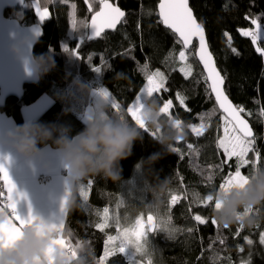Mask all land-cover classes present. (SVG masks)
<instances>
[{
  "label": "trees",
  "instance_id": "trees-1",
  "mask_svg": "<svg viewBox=\"0 0 264 264\" xmlns=\"http://www.w3.org/2000/svg\"><path fill=\"white\" fill-rule=\"evenodd\" d=\"M35 2L24 0L22 6L7 10L5 16L23 26L40 25L42 36L34 47L33 57H48L55 67L40 77L37 84L25 86L20 100L8 98L0 109L1 114L12 118L16 126L22 125L21 108L45 94L53 102L31 123L67 128L69 138H72L85 127L78 114L91 106L95 93L103 89L113 95L132 122L126 109L146 83L141 68L147 63L150 72L159 70L167 78L165 87L168 91L162 89L154 94L153 99L159 107L172 100V117L185 125L183 142L176 145L170 141L168 149H162L152 135L144 132L142 142H135L131 154L120 161V179L117 182L95 175L80 182L74 193L75 204L65 216L64 234L71 233L73 245L77 240L86 245L87 264H95L104 253L107 235H115L114 226L104 231L96 228L100 222L99 213L105 207L111 211L117 206L124 195L125 183L132 178L138 165L149 185V203L166 218L167 226L178 230L171 235L163 231L152 235V245L157 251L153 264H241L242 261L264 264V245L259 241L264 230V205L253 210L256 221L251 226L244 224L241 228L240 222H234L224 227L212 224L214 201L204 206L194 200V193L203 199L218 191L227 173L234 172L235 158L223 163V151L216 147L217 138L221 136L222 115L194 58V49L188 51L192 75L185 79L179 71L181 44L160 23L156 10L158 0H117L126 14L124 21L115 32L91 42L86 41L87 27L79 22L88 24L90 16L99 9L98 0H88V3L85 0H39L42 7L49 9V19L43 23L34 11ZM89 3L92 12L89 11ZM73 4L76 5L75 30L72 27ZM189 4L198 22L205 26L209 49L218 70L225 77L226 94L234 105L242 106L245 113H250L242 114L252 126L255 147L261 155L259 166L264 167V118L259 115L264 108V56L256 52L250 37H244L238 31L254 28L251 19L259 18L264 37V0H190ZM225 32L231 37V46ZM78 44L81 46L78 50L80 60L63 51V47L71 50ZM258 45L264 47V39ZM233 47L237 53L232 52ZM93 67L101 69L98 77L91 70ZM77 84L84 85L91 94L80 92ZM178 93L185 97L184 106L176 99ZM210 112L214 114L206 117L208 128L204 135L195 137L187 130L188 124L198 125L200 116ZM189 143L193 144V150L187 148ZM45 146L55 149L52 141L38 145V149ZM173 147L180 151L172 152ZM152 155L158 157L156 162L145 165L144 162ZM254 158L250 153L248 159ZM250 172L251 164L242 169L243 174ZM209 174L212 175L211 182L206 180ZM89 180L92 181L90 189ZM162 183L166 186L160 192ZM81 186L88 192L87 200L79 195ZM173 195L180 197L174 205L170 204ZM197 214L205 218V224L192 219ZM188 228L193 231L188 232ZM237 229H240L239 235L236 234ZM246 236L253 241L252 245L245 242ZM220 238L224 239L223 244ZM241 248L244 250L240 251ZM107 264H129V260L118 253L110 256Z\"/></svg>",
  "mask_w": 264,
  "mask_h": 264
},
{
  "label": "snow or ice",
  "instance_id": "snow-or-ice-1",
  "mask_svg": "<svg viewBox=\"0 0 264 264\" xmlns=\"http://www.w3.org/2000/svg\"><path fill=\"white\" fill-rule=\"evenodd\" d=\"M88 3V0H85ZM99 10L95 11L91 17L90 24L80 21L79 23L84 27L90 28L91 34L88 39L91 40L96 37H100L106 29L115 30L117 25L121 23L125 17V12L120 7L114 5L110 0H99ZM36 15L39 21L43 23L49 19V9L45 6L42 7L39 0L33 4ZM73 8V30L77 27V21L75 20V8L76 5H72ZM159 20L167 29L177 38L176 42L181 44V50L178 54V60L180 61L181 67L179 71L183 74L184 78H189L193 73V67L188 63L189 55L188 50L193 44V40L198 41V48L196 49L195 55L199 58V62L203 65L204 72L206 73V83L211 94L215 97L216 105L221 111V120L223 122V136L217 138L216 147L223 151L225 160L223 163H227L235 158V170L229 171L224 177L223 182L219 184L218 191H224L226 188L231 187L242 181H246L248 175L243 174L242 169L245 166L251 164V170L259 166L261 155L259 150L256 149L255 143L256 138L253 129L250 127L249 122L241 115L245 113V109L242 106L234 105L224 88L225 77L221 75L220 71L217 70L216 64L213 59V54L209 51V44L206 40L205 26L203 23L198 22L197 17L193 13V9L189 5V0H159L158 5ZM89 11L92 12V5L89 3ZM247 19V17H246ZM259 18L251 19V24L254 28L251 29H238L240 34L244 37H250L253 45L256 46V52L261 56H264V47L257 44L258 40L264 39L261 35V25L258 23ZM228 37L229 46H231V37L227 32L224 33ZM78 44L75 49H68L63 47V51L70 52L71 56L80 60ZM233 53H237L236 48H232ZM171 55V53H170ZM91 60V56L88 58ZM91 70L95 73H100L99 67H93ZM141 71L146 77V83L140 90V93L135 96L134 102L127 106V114L131 119L143 127L142 121L139 118L141 109L143 108L144 102L148 98L154 97V94L160 93L163 89L165 92L168 89L165 87L166 76L163 72L149 71L148 64H144ZM100 95H103L109 99L111 108L119 112L121 110L120 103L110 94L107 90H100ZM181 106L185 105V97L179 93L176 96ZM172 108V100H167L160 106V113L168 118L170 126L173 129L178 130L181 133L182 139L184 138V127L180 119L173 118L170 112ZM214 112L202 114L200 116L201 123L188 124L187 127L195 137H201L204 135L208 128V124L205 122L206 117H210ZM250 113H245L249 115ZM259 115L264 118V108L260 110ZM150 135H156L155 132L147 131ZM180 139V140H182ZM178 140L177 142H179ZM189 150H193V144H187ZM172 152H179V148H171ZM254 155V159H248L249 154ZM183 159V155L180 157ZM7 157H0V185L3 190L0 191V247H6L10 245L17 237L20 227L26 223H30L36 217L29 213L26 217H21L17 214L16 206L20 199H26L23 193L16 191V186L9 177L6 169ZM231 167V166H230ZM206 180L211 182L212 175L209 174ZM88 188L92 187V181L89 180ZM66 195V193H65ZM79 195L82 199H88V192L84 186L80 187ZM194 200L198 204L207 206L209 203L214 201V209L220 207L219 200L215 199L212 194L205 196L203 199L200 198L198 193H194ZM180 197L173 195L171 197L170 204L174 205L179 202ZM250 210H245L244 215H248ZM65 200L61 202V211L58 218L55 221H42L48 230L57 231L61 233L60 238L55 242L63 251L67 257L69 264H77L78 261L83 260L87 264L86 260V245L77 240L73 245L71 243V233L64 234V216H65ZM100 222L96 224V228L100 231L112 226V222L115 223L116 235H107L104 241V253L95 262V264H107V260L110 256L116 254L124 255L128 258L129 264H153L150 253L149 236L157 231L168 232L170 235L178 231L175 228L167 226L165 224L158 223L156 217L149 213L145 219L142 215L137 216L133 223L127 226H122L119 216L112 217L108 207L103 208L102 213H99ZM198 224H205L206 220L201 215L197 214L192 217ZM239 219V218H238ZM170 225V218L168 221ZM212 224L216 225L215 219L212 220ZM243 228V224H241ZM188 232H192V228L187 229ZM240 229H237V235H239ZM245 242L248 245H252L253 241L247 236L244 237ZM259 241L264 244V232L260 233ZM220 243H224V239L220 238ZM244 249L241 248L240 251ZM140 257L141 259H136ZM47 264H54L53 257L51 254L48 255ZM241 264H250V261H242Z\"/></svg>",
  "mask_w": 264,
  "mask_h": 264
},
{
  "label": "clouds",
  "instance_id": "clouds-1",
  "mask_svg": "<svg viewBox=\"0 0 264 264\" xmlns=\"http://www.w3.org/2000/svg\"><path fill=\"white\" fill-rule=\"evenodd\" d=\"M27 43V40H21L14 44L11 48L13 55L23 59L20 49ZM54 67L50 58L39 56L30 58L25 70L38 82ZM76 87L82 93L91 94L84 85L77 84ZM95 97L86 112L85 127L75 137L69 138L67 128L28 122L13 127L3 135V145L29 162L40 156L38 145L52 141L68 177L65 211L74 206V193L86 177L95 175L117 182L120 179V161L131 154L135 142H142L146 130L156 133L152 139L162 149H168L170 141L182 139L178 130L165 127L155 99L148 98L144 102L139 114L142 127L133 120L129 122L124 111H111L107 97L99 92L95 93ZM157 158L152 155L144 164L152 165ZM165 186L162 183L159 191L162 192ZM213 196L220 202V207L214 210V219L218 224L228 227L240 222L251 226L256 221L253 210L264 205V167L253 168L246 181L216 192ZM246 209L250 210L248 215H244ZM60 236L61 233L48 230L41 219L35 218L20 227L16 239L10 245L0 247V264H47L49 254L54 264H69L64 251L55 243ZM77 264L85 262L81 260Z\"/></svg>",
  "mask_w": 264,
  "mask_h": 264
},
{
  "label": "crops",
  "instance_id": "crops-1",
  "mask_svg": "<svg viewBox=\"0 0 264 264\" xmlns=\"http://www.w3.org/2000/svg\"><path fill=\"white\" fill-rule=\"evenodd\" d=\"M52 102L51 99L50 103ZM15 126L12 118L0 113V157H7L6 169L9 177L16 186V191L26 197L17 203V214L26 217L30 208L33 217L54 222L60 215L61 202L67 191V173L58 153L49 146L40 148V156L30 162L5 147L3 135ZM46 176L50 180L42 181ZM0 187L3 190L2 185Z\"/></svg>",
  "mask_w": 264,
  "mask_h": 264
},
{
  "label": "water",
  "instance_id": "water-1",
  "mask_svg": "<svg viewBox=\"0 0 264 264\" xmlns=\"http://www.w3.org/2000/svg\"><path fill=\"white\" fill-rule=\"evenodd\" d=\"M110 2L118 6L117 0H113ZM23 3H24V0H0V109L4 107V104L8 98H15L17 100H20L23 96V91H24L25 86L34 85L38 83L37 81L34 80V78L27 75L25 69H26V62L30 64V58L33 57L34 47L36 46V44L38 43V41L40 40L42 36V29L40 25L23 26L17 20L10 19L5 16V12L7 10H13L18 6H22ZM158 5H159V0L157 4V9H156L157 15L159 11ZM92 15L89 18L88 24H90L91 22ZM125 17H126V14H125ZM125 17L123 18L121 23L124 21ZM158 18H159V15H158ZM120 24L117 25L115 30L106 29L105 32L101 34V36L107 33L115 32L120 26ZM162 26L164 29H167L163 24ZM167 30L171 32L170 29H167ZM90 34H91V30L90 28H87V36H86L87 42H91L99 38V37H96V38L89 40L88 36ZM21 40H27L28 43L25 44L20 49V53L23 59H18L15 55H13L11 48L14 44H18ZM197 48H198V41L194 39L193 44L192 46H190L188 51H191L192 49H194L193 51L194 58L196 62L198 63L199 67L201 68L204 76L206 77V73L204 72L203 65L199 62V58L195 55ZM214 62H215V59H214ZM224 88H225V84H224ZM211 96L215 102L214 95L211 94ZM215 105H216V102H215ZM216 107L219 113L222 115L217 105ZM241 115L243 116V114ZM249 125L252 128L250 123ZM182 141L183 139L180 140L179 142L173 140L174 144L176 145L181 144ZM153 234L154 233H152L151 235Z\"/></svg>",
  "mask_w": 264,
  "mask_h": 264
},
{
  "label": "rangeland",
  "instance_id": "rangeland-1",
  "mask_svg": "<svg viewBox=\"0 0 264 264\" xmlns=\"http://www.w3.org/2000/svg\"><path fill=\"white\" fill-rule=\"evenodd\" d=\"M34 11H35V9H34ZM38 20H39V18H38ZM244 30H247V29H244ZM261 35L263 37V29L262 28H261ZM259 41L260 40H258V42ZM258 42H257V44H258ZM252 45H253V43H252ZM253 46L256 49L257 45H253ZM180 67H181V64H180ZM96 75H97V77L99 76L98 73H96ZM95 98H94V101H95ZM50 102H51V99L44 94L39 99H37L34 103H32L30 105L23 106L21 108V115H22L24 123L25 122H28V123L33 122V120H35L38 116H40L49 107ZM51 104L52 103H50V105ZM90 107L91 106H88L84 111H82L78 114V117L83 122L85 120L86 112ZM161 120L165 122V127L167 129L171 130V126H170V122H169L168 118L164 115H161ZM187 130L191 133L189 128H187ZM221 136H223V127L221 130ZM183 140H184V138H183ZM123 194L124 195L122 196V198H120L117 206L110 211L112 217L119 216L122 226L130 225L131 223L134 222V220L137 216L142 215L146 219V217L149 213L153 214L156 217V220L158 223L167 225L166 218L164 216H162L158 212V209L156 207L152 206V204L149 203V201H148L149 196H150L149 185L143 176L141 167H137L132 178L125 183L124 188H123ZM112 226L115 227L114 221L112 222ZM263 232H264V230H263ZM115 235H116V228H115ZM152 241H153L152 235L150 234V236H149L150 253H151L152 262H154L155 259L157 258V251L155 250L154 246L152 245ZM125 258L128 259L126 256H125ZM135 258L141 259L140 257H135Z\"/></svg>",
  "mask_w": 264,
  "mask_h": 264
},
{
  "label": "built area",
  "instance_id": "built-area-1",
  "mask_svg": "<svg viewBox=\"0 0 264 264\" xmlns=\"http://www.w3.org/2000/svg\"><path fill=\"white\" fill-rule=\"evenodd\" d=\"M49 180H50L49 176H46V177L42 178V181H49Z\"/></svg>",
  "mask_w": 264,
  "mask_h": 264
}]
</instances>
